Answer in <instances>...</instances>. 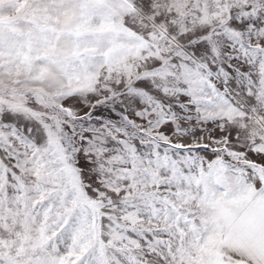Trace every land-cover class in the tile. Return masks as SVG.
Returning a JSON list of instances; mask_svg holds the SVG:
<instances>
[{
  "label": "snow or ice",
  "instance_id": "snow-or-ice-1",
  "mask_svg": "<svg viewBox=\"0 0 264 264\" xmlns=\"http://www.w3.org/2000/svg\"><path fill=\"white\" fill-rule=\"evenodd\" d=\"M0 264H264V0H0Z\"/></svg>",
  "mask_w": 264,
  "mask_h": 264
}]
</instances>
